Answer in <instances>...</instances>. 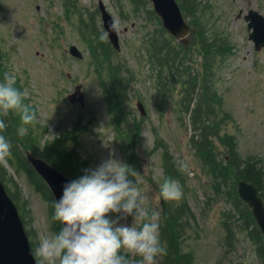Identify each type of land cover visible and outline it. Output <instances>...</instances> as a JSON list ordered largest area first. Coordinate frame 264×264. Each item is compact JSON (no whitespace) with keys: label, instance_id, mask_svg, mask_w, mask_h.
I'll return each mask as SVG.
<instances>
[{"label":"rangeland","instance_id":"1","mask_svg":"<svg viewBox=\"0 0 264 264\" xmlns=\"http://www.w3.org/2000/svg\"><path fill=\"white\" fill-rule=\"evenodd\" d=\"M70 1L0 0V63L4 69L0 80L5 73L14 75L15 86L28 90L24 103L34 108L37 121L24 127L37 148L41 151L78 127L83 132L75 133L76 139L67 140L65 145L74 150L83 168L75 173L68 170L70 174L61 171L70 180L110 158L128 164L130 159L117 133V129L124 131L125 125L118 127L109 112L111 103L103 86L106 67L93 53L98 44H104L108 54L103 53V57L109 56L113 67L122 68L130 84L123 95L125 120H140L139 103L144 108L141 140L130 154L131 161L137 163L134 170L139 175L135 179L146 197L145 206L160 212L158 223L162 224L164 213L171 215L174 208L187 205L194 216L182 226L181 246L183 251L192 252L194 264H264L261 245L255 243L257 235L251 234V229L239 231L229 221L235 236L231 239L221 226L233 210L221 193L210 188L207 169L190 140L194 132L199 137L204 134L224 157L222 137L227 134L237 143L241 162H257L264 174V47L254 50L247 23L237 17L240 10L243 16L250 9L264 16V0L179 1L183 12L196 11L185 18L190 25L186 49L179 55V49L167 54L180 56V63L168 67L164 76H158L153 61L158 55L147 44V35L161 28L146 0H101L116 26L118 51L109 44L102 27L98 0H74V9L66 5ZM202 30L213 43L210 51L216 53L215 60L208 58L209 62L204 61L197 38ZM164 39H170L169 35ZM71 45L77 47L81 58L68 53ZM173 45L181 47L176 40ZM205 80L214 82L206 95ZM78 86L83 106L67 100ZM78 98L76 93L75 100ZM0 118L8 124L4 134L10 136L12 131L18 140L27 136L17 132L21 125L18 113ZM202 122L205 132L199 129ZM204 139L197 142L205 145ZM24 148L12 145L7 163H0V178L21 207L20 217L38 262L35 249L39 238L57 229L51 221L53 197L38 188L23 163L18 166L20 153L27 150ZM178 161L188 164L187 171L179 169ZM164 176L180 181L182 199L166 201L161 197L159 183ZM259 181L264 197V175ZM133 222V216L127 218L126 223ZM136 223L139 226L141 221ZM162 257L157 258V264Z\"/></svg>","mask_w":264,"mask_h":264},{"label":"clouds","instance_id":"2","mask_svg":"<svg viewBox=\"0 0 264 264\" xmlns=\"http://www.w3.org/2000/svg\"><path fill=\"white\" fill-rule=\"evenodd\" d=\"M15 81L8 73L0 80V117L18 113L17 132L24 136L28 132L24 125L36 122L37 113L24 103L28 90L16 87ZM7 127L0 118V163L4 164L12 155V142L4 134ZM177 166L182 172L188 169L184 161ZM138 175L127 163L110 158L66 182L51 216L52 222H59V230L39 238L37 264H157V258L167 254L158 223L160 212L145 206L146 197L135 179ZM159 191L166 201L183 197L180 181L170 176L162 178ZM130 216L134 222L128 224Z\"/></svg>","mask_w":264,"mask_h":264},{"label":"trees","instance_id":"3","mask_svg":"<svg viewBox=\"0 0 264 264\" xmlns=\"http://www.w3.org/2000/svg\"><path fill=\"white\" fill-rule=\"evenodd\" d=\"M202 32L203 33L198 32L197 38L201 41L200 51L205 53V55H203V59L204 61L206 60V62H209L208 58H212L213 60H215L216 53H212L210 51L212 49L210 45L213 43L209 41L203 30ZM157 34L159 36L154 37V35ZM147 36L150 37L147 40L149 50H152L159 56V58L155 60L158 68L161 69L158 76H164L166 67H170L180 63V56L178 55L183 49L179 47L180 49L178 51V55H176L175 57H171L172 54H167L169 52H172L173 50L175 51L176 47L173 45L170 39L165 40L164 35H162L160 32L148 34ZM98 46L99 49H94L93 53L95 54L94 57L98 61L104 63L106 67L104 75L107 82L104 83L103 86L104 90L106 91L108 101L111 103L109 112L113 114V119L118 127L119 125H121L122 127L123 125H125V127L123 128L124 131L117 129V133L119 134L120 141L125 150L129 152V156H131V158L133 159V156L130 154V152L131 150L134 151V145L137 144V141L141 140L142 121H137L136 119L133 120V118H130L129 121L125 120V113H127V111L124 107L125 103L123 101V95L129 89L130 84H128V80L122 74L123 69L120 67H113L112 64H110L109 56L107 58L103 57V53H107V49L105 48L104 44H98ZM1 70L4 71L0 63V78L3 75V73H1ZM204 87V94L206 95L208 92L213 90V80L211 81V83H208V81L205 80ZM133 122L134 125L132 126L131 123ZM206 129L200 130V132H205ZM26 135L27 136L22 137L21 140H18L16 138L17 135H15L12 131L10 133V136H6L11 140L12 145H14V143L15 145H22V147H25L24 149L32 151L35 155L46 159L48 162L52 163L57 168L66 173H69L67 172L68 170H71V173H75L74 170L76 171L83 168V164L79 163L76 156H74V150L66 149V141L58 140L57 142L41 148L40 151L37 148L36 141L30 138L32 135L30 133ZM200 137L205 138L203 141L205 145L199 144L197 142ZM200 137L197 136V134L194 132L193 136L191 137L192 148L196 152L197 156L202 159L207 169L210 188L215 194L221 193L226 202L232 200L233 204H235L236 207H240L241 205H243L246 210H244L242 216H238L237 210H235L234 212H232L230 217L224 218V220L222 221L223 225L221 224V226L225 229L226 232L229 233V236H232V228L229 224V221L231 219L234 221V225L239 231L249 229H251L252 232L257 231L254 226V221L251 218L250 211L238 199L236 195L235 185L239 179H248L249 181H252L254 183L259 182L260 176H262L261 169L259 170V172L256 171L253 167L255 166V164H251L252 167L247 165L245 168H241L240 164L238 163V159L235 156L236 153L234 143L228 138L225 145L228 147V149H231L232 156L229 157V160L227 162H225V160L219 161L215 153L213 144L208 141L207 137L204 134H201ZM23 164L26 166L25 162ZM136 164L137 163H133L130 164V166L135 167ZM34 177L32 178L35 179L36 177ZM37 186L38 188H41V190L44 188V185L42 183L40 186ZM223 190L226 192L223 193ZM46 194L48 195V193ZM13 195L14 194L11 193V196L14 198ZM183 205L185 204L174 208L173 214L171 215L166 213L162 215L163 222L161 225V233L163 240L167 242V254L163 255L161 264H194V256L192 252L190 250L183 251L181 246L182 235L185 233L182 226H185L187 220L191 219V213L189 211L184 212L183 210H181V207Z\"/></svg>","mask_w":264,"mask_h":264},{"label":"water","instance_id":"4","mask_svg":"<svg viewBox=\"0 0 264 264\" xmlns=\"http://www.w3.org/2000/svg\"><path fill=\"white\" fill-rule=\"evenodd\" d=\"M153 3L155 12L161 17L164 27L175 38L183 39L189 32V28L184 23L179 9L174 0H150ZM104 22V29L108 32V37L116 50H119L117 33L113 27L111 18L106 14L102 3L99 2ZM240 17V14L238 15ZM245 20L249 21L248 29H252L249 34V40L255 45L258 51L264 47V17L257 12L250 11ZM183 43H186L183 40ZM70 55L81 58L80 52L76 47L69 48ZM68 97L72 103L79 102L83 106V97L79 91ZM79 94L78 101L75 95ZM142 111L141 106L139 107ZM25 156L28 162L34 167L35 171L43 178L54 198H59L62 194L63 185L68 180L51 165L44 160L35 158L30 152H26ZM238 194L252 208L253 216L259 225L264 236V206L257 197V192L253 186L244 182L238 184ZM0 264H35L27 238L21 221L18 217L17 210L10 198L7 196L3 185L0 182Z\"/></svg>","mask_w":264,"mask_h":264}]
</instances>
